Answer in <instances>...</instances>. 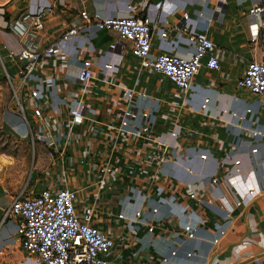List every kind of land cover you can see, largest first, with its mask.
<instances>
[{"label":"built area","instance_id":"2783aa9c","mask_svg":"<svg viewBox=\"0 0 264 264\" xmlns=\"http://www.w3.org/2000/svg\"><path fill=\"white\" fill-rule=\"evenodd\" d=\"M64 3L76 10L86 25L72 23L44 47H38L32 40L33 33L28 32L18 52L19 77L15 80L5 75L14 100L11 109L22 120L32 148L41 146L45 150L48 166L28 188L11 194L10 203L2 211L0 228L2 223L13 221L12 232L6 237L16 240L38 264H113L124 252L137 264H178L179 254H195L192 247L180 248L182 240L196 236L194 215L209 210L216 215L212 211L216 197L210 189L226 182L230 175L219 161L208 174L192 168L186 157L188 144L192 137L200 139L201 132L183 114L194 76L203 67L218 71L222 49L205 30L190 25L191 16L185 9L181 11L183 29L192 46L187 56L151 52L156 21L147 15L99 16L82 0ZM126 7L132 10L134 4L128 1ZM175 10L177 7L171 12ZM241 10L247 19L249 40L257 43L264 35V4L252 0ZM49 11L48 6L26 12L21 19L34 29H42ZM3 14L0 6V17ZM89 25L113 30L120 40L130 42L129 52L139 62L137 75L155 72L175 86L180 105L175 114L166 116L160 128L164 100L134 87H124L115 100L118 85L111 79L115 69L111 62L103 64V77L93 74L91 57L80 58L72 67L64 45L72 43L82 30L87 31ZM156 28L160 38L169 35L165 26ZM114 47L115 42H110L109 48ZM95 50L93 47L89 51ZM52 56L63 63V70L52 63ZM99 82L102 92L96 97ZM66 83L76 86L74 95L60 94ZM234 84L256 95L264 106V53L246 61ZM209 99L205 95L198 108L191 111L206 110ZM148 100L153 105L140 103ZM244 111L249 113L251 107ZM250 131L264 135L254 128ZM198 157L209 158L208 146L198 149ZM232 167L240 173V160L234 159ZM258 192L253 186L247 187L235 204L251 200ZM218 207L224 211V220L212 228L213 244L221 240L231 221L232 211L220 204ZM4 244L0 234V254Z\"/></svg>","mask_w":264,"mask_h":264},{"label":"crops","instance_id":"0c3cea01","mask_svg":"<svg viewBox=\"0 0 264 264\" xmlns=\"http://www.w3.org/2000/svg\"><path fill=\"white\" fill-rule=\"evenodd\" d=\"M128 1L134 4L132 10L126 7ZM251 1L82 0L99 16L133 14L147 15L155 20L156 26L153 27L151 39L153 53L169 51L185 56L190 53L192 46L183 29L185 21L181 17V11L184 9L191 16L188 20L190 25L205 30L222 49L218 71L203 67L194 76L183 114L188 117V123L195 125L201 132L200 139L195 140L192 137L193 141L188 144L189 155L186 157L192 168L202 175L208 174L219 161L230 175L227 176L226 182L213 185L210 189L216 197V203L212 205V211L216 212V215L211 214L210 210L194 215L193 219L197 223L196 236L182 240L180 248L192 247L195 254L192 257L179 254L178 264H252L256 260L264 264V135L252 134L250 131L254 128L264 133V106L260 105L256 95L246 89L237 88L234 84L235 79L244 71L246 61L264 53V48L260 45V41L264 42V35H260L257 43L251 42L247 19L242 14L241 9ZM0 6L4 11L0 17V72L5 75L7 73L15 80L19 77L18 52L22 47L21 40L24 35L32 32L33 42L38 47H44L56 40L72 23L86 25L78 12L67 6L64 0H0ZM48 6L50 11L45 15L42 29H34L29 22L22 21L21 17L26 12H37ZM176 7L177 10L171 12ZM166 17L168 22H165ZM161 26L169 29V35L163 39L156 32V27ZM112 41L115 42V47L110 49L109 43ZM93 47L96 48L95 52L89 51ZM129 47L130 42L120 40L113 30L96 29L92 25L87 27V31L82 30L76 35L72 43L64 45L70 52L72 67L79 64L80 58L91 57L93 74L103 77V64L108 61L114 65L111 79L118 85L113 95L115 100L124 87H134L145 91L151 97L164 100L158 126L160 128L166 123V116L177 112L181 97L177 94L175 86L160 74L143 71L137 75L138 58L130 54ZM51 60L61 70L64 69L59 59L55 60L52 56ZM75 87L66 83L61 87L60 94L74 95ZM101 88L99 82L98 86H95L96 97L101 94ZM205 95L210 98L206 110L191 111L198 108ZM140 103L153 105L150 100ZM247 106L251 107L249 113L244 111ZM202 146H208L209 149V158L206 160H200L198 157V149ZM253 147H256L255 151L252 150ZM234 159L240 160V173L233 171ZM249 186L259 190L257 195L249 201L235 204L237 196ZM11 194L3 193L0 188V218L3 208L10 203ZM219 204L232 211L231 221L221 240L213 244L212 228L224 220V211L218 207ZM173 209L178 211L176 207ZM1 225L0 234L4 237L5 244L0 254V264H38L33 257L20 249L16 240L6 237L12 232L14 222L6 221ZM167 226L172 227L171 224ZM122 256L120 259H114L113 264H137L126 252ZM146 264L151 262L147 261Z\"/></svg>","mask_w":264,"mask_h":264},{"label":"rangeland","instance_id":"374dc122","mask_svg":"<svg viewBox=\"0 0 264 264\" xmlns=\"http://www.w3.org/2000/svg\"><path fill=\"white\" fill-rule=\"evenodd\" d=\"M260 45L264 48V42ZM13 104L11 87L0 72V188L5 194L28 188L48 166L45 150L32 148L22 120L11 109Z\"/></svg>","mask_w":264,"mask_h":264},{"label":"water","instance_id":"95a60500","mask_svg":"<svg viewBox=\"0 0 264 264\" xmlns=\"http://www.w3.org/2000/svg\"><path fill=\"white\" fill-rule=\"evenodd\" d=\"M220 7H218V9H219ZM224 12V8H222V10H221V13H223Z\"/></svg>","mask_w":264,"mask_h":264}]
</instances>
